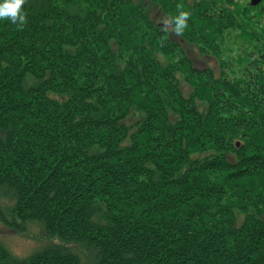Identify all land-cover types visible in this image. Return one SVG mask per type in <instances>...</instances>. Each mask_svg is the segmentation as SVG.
Segmentation results:
<instances>
[{
    "label": "trees",
    "instance_id": "1",
    "mask_svg": "<svg viewBox=\"0 0 264 264\" xmlns=\"http://www.w3.org/2000/svg\"><path fill=\"white\" fill-rule=\"evenodd\" d=\"M23 12L0 20V222L60 243L0 264H264V0Z\"/></svg>",
    "mask_w": 264,
    "mask_h": 264
},
{
    "label": "rangeland",
    "instance_id": "2",
    "mask_svg": "<svg viewBox=\"0 0 264 264\" xmlns=\"http://www.w3.org/2000/svg\"><path fill=\"white\" fill-rule=\"evenodd\" d=\"M240 1H247L248 3H250V5L254 6L253 4H251V0ZM142 2L147 3V0H142ZM259 2H261V0H259L257 4ZM155 7L156 8L152 7L151 9L153 14H157L160 12L159 8L156 5ZM157 19L162 22L165 18H163L161 15H158ZM175 39L178 40V37H175ZM180 44L183 46L191 61H193V65L198 69L206 66L215 67L216 63L212 55L201 53L196 46L185 44L184 42H180ZM182 84L183 90L186 92L187 86L184 83ZM28 228L29 229L26 231L25 235H20L0 222V243L3 244L13 255L17 257L27 256L38 247L46 243H60V241L56 238L49 239L48 237H46L43 234V228L37 224H28Z\"/></svg>",
    "mask_w": 264,
    "mask_h": 264
},
{
    "label": "clouds",
    "instance_id": "3",
    "mask_svg": "<svg viewBox=\"0 0 264 264\" xmlns=\"http://www.w3.org/2000/svg\"><path fill=\"white\" fill-rule=\"evenodd\" d=\"M26 0H0V20H10L13 24L22 26L26 23L23 5ZM189 13L180 10L176 15H169L163 21V31H171L182 35L187 27Z\"/></svg>",
    "mask_w": 264,
    "mask_h": 264
},
{
    "label": "water",
    "instance_id": "4",
    "mask_svg": "<svg viewBox=\"0 0 264 264\" xmlns=\"http://www.w3.org/2000/svg\"><path fill=\"white\" fill-rule=\"evenodd\" d=\"M258 1L259 0H251V4L255 5V4H257Z\"/></svg>",
    "mask_w": 264,
    "mask_h": 264
}]
</instances>
